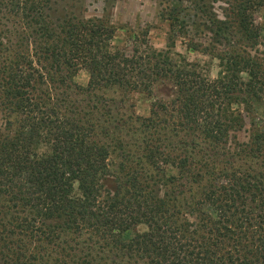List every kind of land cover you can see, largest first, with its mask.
<instances>
[{
    "label": "trees",
    "instance_id": "1",
    "mask_svg": "<svg viewBox=\"0 0 264 264\" xmlns=\"http://www.w3.org/2000/svg\"><path fill=\"white\" fill-rule=\"evenodd\" d=\"M234 7L255 45L221 52L212 79L170 47L116 48L113 27L82 17L83 0H0L15 23L12 41L0 37V264H264V45L247 50L264 38L248 8L264 0ZM80 70L88 91L175 89L136 121L140 158L121 176L96 139L107 133L90 118L98 102L64 113L54 98ZM247 118L249 142L229 148Z\"/></svg>",
    "mask_w": 264,
    "mask_h": 264
},
{
    "label": "rangeland",
    "instance_id": "2",
    "mask_svg": "<svg viewBox=\"0 0 264 264\" xmlns=\"http://www.w3.org/2000/svg\"><path fill=\"white\" fill-rule=\"evenodd\" d=\"M239 1L83 0L82 17L99 20L113 27L115 29L114 46L127 54L131 53L134 46L143 48L141 42L147 40L148 46L156 50H165L170 47L173 54H179L189 62L198 64L203 73L214 79L219 72L218 56L221 52L231 50L238 43L247 47L255 45L240 32L237 19L233 15V10H236L234 6ZM248 9L247 15L253 20L254 25L261 26L262 36H264V9ZM175 18H178L181 24L183 23L182 34L178 33L179 27L173 22ZM14 28L15 23L11 17L0 16V37L9 38L12 41L10 33ZM135 38H137L136 43ZM255 42L258 47L255 46L253 49L246 47L252 55H255V51L263 52L264 38ZM3 45L6 47L7 43ZM193 46L196 47V50L192 49ZM88 82V73L85 70H80L72 79L74 87H71L70 95L66 100L58 97L60 94L56 93H54V98L56 96L57 99L66 101V104H61L64 113H67L69 108L77 110L89 106L90 102H98L96 106L101 111L90 112V118L97 119L95 121L101 124L100 127L103 130L106 126L107 133H99L96 139L109 148L107 161L109 174L121 176L123 171H121L120 165L127 158L133 162L140 158L139 141L134 131L136 121L140 122V120L148 118L152 106L156 103L170 105L175 96V89L172 85L159 84L154 87L151 95L126 94L117 89L88 91ZM104 104L107 106L104 107ZM263 114L262 110L258 111L257 118ZM4 118L0 114V129L5 126ZM250 123L247 118L245 127L230 134L229 148L234 147V144L243 145L249 142ZM129 125L133 128L127 130L126 127ZM100 127L98 130H102ZM119 144L123 146L128 144L129 153L127 148L121 149ZM259 160L261 161V159ZM246 164L251 165V161L247 160ZM172 173L166 171L162 173V176L167 178ZM113 185L111 182H104V186L108 190ZM191 221L194 222L195 219L192 218Z\"/></svg>",
    "mask_w": 264,
    "mask_h": 264
}]
</instances>
